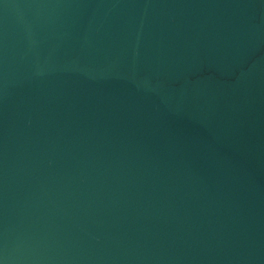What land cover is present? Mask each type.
<instances>
[{"label": "water", "instance_id": "water-1", "mask_svg": "<svg viewBox=\"0 0 264 264\" xmlns=\"http://www.w3.org/2000/svg\"><path fill=\"white\" fill-rule=\"evenodd\" d=\"M0 264H264V0H0Z\"/></svg>", "mask_w": 264, "mask_h": 264}]
</instances>
